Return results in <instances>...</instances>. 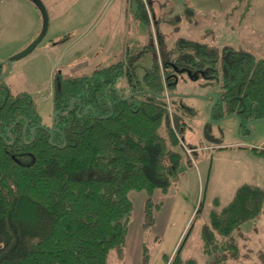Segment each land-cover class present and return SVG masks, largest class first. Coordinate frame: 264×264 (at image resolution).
Segmentation results:
<instances>
[{
  "label": "trees",
  "instance_id": "obj_1",
  "mask_svg": "<svg viewBox=\"0 0 264 264\" xmlns=\"http://www.w3.org/2000/svg\"><path fill=\"white\" fill-rule=\"evenodd\" d=\"M135 1L138 16L147 20L143 0ZM176 50L170 70L168 60L155 57L138 76L129 55L86 75L60 77L51 127L42 124L30 94L13 92L0 79V264H106L111 250L121 254L125 246L130 191L146 193L144 226L153 224L160 207L152 210V193L164 195L176 184L184 151L167 103V87L179 70L212 79L220 64L227 115L238 117L239 128L264 118V57L187 39H177ZM220 101L212 119L224 117L215 114ZM173 113L178 128L185 122ZM263 203L264 190L248 184L220 210L213 203L201 230L211 263L236 257L230 236L258 217ZM217 247L224 255L213 259ZM147 256L143 246L144 263Z\"/></svg>",
  "mask_w": 264,
  "mask_h": 264
},
{
  "label": "rangeland",
  "instance_id": "obj_2",
  "mask_svg": "<svg viewBox=\"0 0 264 264\" xmlns=\"http://www.w3.org/2000/svg\"><path fill=\"white\" fill-rule=\"evenodd\" d=\"M37 1L43 5L45 31L33 50L18 56L42 33L44 19ZM143 2L147 20L138 16L135 0H0V62H10L0 75L9 69L4 82L13 92L30 94L42 124L51 127L52 92L60 77L86 75L129 55L135 58L138 76L155 57L168 60L170 70L180 55L177 39L201 42L219 52L232 47L264 57V0ZM216 69L212 79H205L204 72L179 70L176 82L167 87L170 123L183 150L192 153L182 150L176 184L161 193L162 201L152 199V210L156 204L160 209L150 227L143 218L146 193L131 192L133 211L124 249L121 254L111 250L106 264H186L189 259L216 264L201 238L213 203L217 200L215 209L220 210L245 183L264 190V160L250 158L264 151V120L253 121L250 128V121L244 122L239 128L238 117L227 115L220 64ZM218 97L215 114L223 112L224 117L212 119ZM172 109L185 122L178 128ZM230 241L238 251L225 264H264V203L261 214L241 223ZM220 255L217 247L212 258Z\"/></svg>",
  "mask_w": 264,
  "mask_h": 264
},
{
  "label": "water",
  "instance_id": "obj_3",
  "mask_svg": "<svg viewBox=\"0 0 264 264\" xmlns=\"http://www.w3.org/2000/svg\"><path fill=\"white\" fill-rule=\"evenodd\" d=\"M37 5L38 6H40L41 7V9H42V13H43V19H44V21H43V29H42V33H41V35L35 40V41H33L25 50H23L18 56H23V55H25V54H27L28 52H30L31 50H33L35 47H36V45L40 42V40H41V38H42V35H43V33H44V31H45V28H46V19H45V14H44V9H43V5L39 2V1H37ZM5 64H10V62H8V61H5L4 62ZM9 71V69L6 71V73ZM4 77H5V75H0V79L2 80V79H4ZM57 115V112H55L54 113V117ZM260 120H264V118L263 119H260ZM253 123V121H250L248 124H247V126H250V124H252Z\"/></svg>",
  "mask_w": 264,
  "mask_h": 264
},
{
  "label": "crops",
  "instance_id": "obj_4",
  "mask_svg": "<svg viewBox=\"0 0 264 264\" xmlns=\"http://www.w3.org/2000/svg\"><path fill=\"white\" fill-rule=\"evenodd\" d=\"M131 2L133 1V0H130ZM6 65V64H5ZM249 128H250V126H249ZM252 148V147H251ZM258 148V147H257ZM251 157V159L252 160H264V156H260V155H250ZM255 164H257V162H254ZM245 184H248V183H245ZM248 185H252V184H248ZM252 186H258V185H252ZM258 187H260V186H258ZM172 188V187H171ZM171 188L169 189V190H171ZM132 191H130V193L128 194V196H129V198H130V196H131V193ZM164 197H163V195H161V192H160V190L159 189H155L154 191H153V193H152V199H154V200H156V201H162V199H163ZM145 199H146V196L144 197V199H143V202L145 201ZM130 200H131V198H130ZM155 215H156V213H155Z\"/></svg>",
  "mask_w": 264,
  "mask_h": 264
},
{
  "label": "built area",
  "instance_id": "obj_5",
  "mask_svg": "<svg viewBox=\"0 0 264 264\" xmlns=\"http://www.w3.org/2000/svg\"><path fill=\"white\" fill-rule=\"evenodd\" d=\"M185 149H187V148H185ZM186 151H187V153H191L192 152V149H189V150H186Z\"/></svg>",
  "mask_w": 264,
  "mask_h": 264
},
{
  "label": "flooded vegetation",
  "instance_id": "obj_6",
  "mask_svg": "<svg viewBox=\"0 0 264 264\" xmlns=\"http://www.w3.org/2000/svg\"><path fill=\"white\" fill-rule=\"evenodd\" d=\"M7 65V64H6ZM6 65H3V67H6ZM2 67H0V69H1ZM5 70H7L6 68H5Z\"/></svg>",
  "mask_w": 264,
  "mask_h": 264
}]
</instances>
